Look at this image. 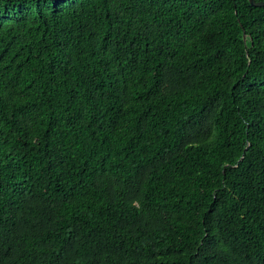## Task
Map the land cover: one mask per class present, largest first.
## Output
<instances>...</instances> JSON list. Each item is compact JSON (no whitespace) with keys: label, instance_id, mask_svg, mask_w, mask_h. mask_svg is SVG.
Returning a JSON list of instances; mask_svg holds the SVG:
<instances>
[{"label":"trees","instance_id":"obj_1","mask_svg":"<svg viewBox=\"0 0 264 264\" xmlns=\"http://www.w3.org/2000/svg\"><path fill=\"white\" fill-rule=\"evenodd\" d=\"M0 264H264V6L0 0Z\"/></svg>","mask_w":264,"mask_h":264},{"label":"water","instance_id":"obj_2","mask_svg":"<svg viewBox=\"0 0 264 264\" xmlns=\"http://www.w3.org/2000/svg\"><path fill=\"white\" fill-rule=\"evenodd\" d=\"M249 2L251 3L252 6H255V7H263L264 6V1L257 2L255 0H249Z\"/></svg>","mask_w":264,"mask_h":264}]
</instances>
